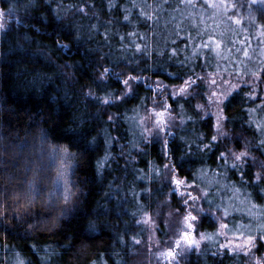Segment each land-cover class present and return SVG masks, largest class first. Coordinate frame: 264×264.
<instances>
[{"label": "clouds", "instance_id": "obj_1", "mask_svg": "<svg viewBox=\"0 0 264 264\" xmlns=\"http://www.w3.org/2000/svg\"><path fill=\"white\" fill-rule=\"evenodd\" d=\"M0 264H264V0H0Z\"/></svg>", "mask_w": 264, "mask_h": 264}]
</instances>
